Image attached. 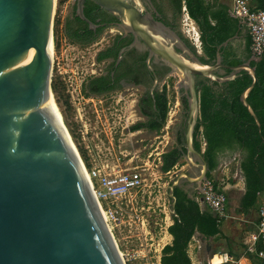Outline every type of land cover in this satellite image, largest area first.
<instances>
[{
	"label": "water",
	"instance_id": "obj_1",
	"mask_svg": "<svg viewBox=\"0 0 264 264\" xmlns=\"http://www.w3.org/2000/svg\"><path fill=\"white\" fill-rule=\"evenodd\" d=\"M85 1H74V15L92 28L83 13ZM90 1L133 36L129 48L137 40L144 44L149 69L156 57L180 75L179 86L189 88L188 144L199 113L195 75L222 83L247 71L252 81L240 100L260 127L246 101L256 81L251 59L218 75V67L225 66L219 53L214 64L202 62L199 51L153 18L141 0ZM52 2L0 0V264H123L51 98Z\"/></svg>",
	"mask_w": 264,
	"mask_h": 264
},
{
	"label": "rangeland",
	"instance_id": "obj_2",
	"mask_svg": "<svg viewBox=\"0 0 264 264\" xmlns=\"http://www.w3.org/2000/svg\"><path fill=\"white\" fill-rule=\"evenodd\" d=\"M74 1L53 0L52 2L53 47L49 76L55 85V92L51 90L52 99L78 155L88 168L103 164H108V167L122 168L125 166L124 163L132 157V164L141 163L148 153H151L149 162L157 163L158 157L171 148V138L175 123H177L174 118L178 117V108L180 107L175 92L180 81V75L170 72L156 84L159 90L162 89L165 92L167 99V112L163 126L156 132L142 129L130 130L131 125L143 120L136 109L137 98L143 92L141 88L125 86L116 92L94 96L87 94L83 87L85 81L90 77L102 72L103 63L96 62L95 55L110 44L112 36L117 33V28L105 27L100 35L88 44L80 45L70 41L62 29L63 20L72 11ZM215 1L228 3L229 0ZM178 21L183 35L199 51L200 55H204L200 46L199 29L195 21L189 15L186 16L182 10ZM195 38H197L196 43ZM229 42L231 51L237 56L242 57L245 61L252 59L249 46L246 43L245 31L242 28L240 36ZM217 72L218 75L222 74L220 69ZM196 137L202 152L204 140L200 128L196 132ZM236 152L240 155L239 151H228L225 158L221 160L217 156L215 168L208 172L197 153L189 151L178 158V162L169 170V173L166 175L158 174L159 186L157 189L159 191L155 193V198L152 201L154 205L155 201L159 205L156 208V215H159L157 218L161 228L159 229L158 226L154 241L163 237L160 240V244L163 246L171 241L163 229L165 225L168 226L172 223L168 205V202L171 204L169 199L170 186L177 185L186 197L194 198V193L203 178L214 180L219 187H223L226 183L231 184V180L235 176L233 154ZM135 154L138 157L134 156ZM234 157L237 158L235 155ZM164 189H166L168 197L164 196ZM225 190L227 192L226 208L228 212L227 216L222 218L219 227L226 225L227 232L233 230L239 234L237 245L238 251L242 252L240 246L243 245L242 242L247 237L246 232L249 230L257 231L256 225L259 222L260 211L264 206V194L258 198L254 207L246 212H241L239 211L241 196L237 190L231 187L225 188ZM204 208L206 207L204 206ZM133 231L137 230L132 228L131 232H127V228H123V230L116 231L119 247H124L123 243L130 240H124L121 237L132 234ZM218 238L219 236L211 237V239L206 237L199 247L196 239H190L187 254L190 256L191 264H207V256L223 248L217 242L211 244V241L215 242ZM205 243L214 247V249H210L208 255H206ZM198 249L200 258L196 254ZM144 251L147 261L150 262L148 264H156L154 256L158 252L154 251L153 248ZM219 259L215 255L213 263H218Z\"/></svg>",
	"mask_w": 264,
	"mask_h": 264
},
{
	"label": "trees",
	"instance_id": "obj_3",
	"mask_svg": "<svg viewBox=\"0 0 264 264\" xmlns=\"http://www.w3.org/2000/svg\"><path fill=\"white\" fill-rule=\"evenodd\" d=\"M176 9L181 11V0H173ZM186 10L199 29L200 46L204 55L200 60L208 63L215 58L216 48L224 61L231 65L241 63L242 57L231 51L230 42L223 44L228 39L241 34V25L237 19L227 13V5L223 2L218 4H204L203 0H185ZM75 5L72 11L63 20V33L72 42L82 36L78 34L79 29L84 34H90L88 24L74 15ZM83 13L87 19L94 22V13L102 20L108 16L104 9L90 0L84 3ZM101 33L81 41L78 44H88L94 41ZM246 43L249 46L247 34ZM129 41L125 42V44ZM124 42L117 40L104 49L99 50L95 59L100 61L104 58L113 57L107 75L95 76L85 81L83 87L87 94L96 92L101 94L114 88L110 83L111 69L117 73L118 68L125 62L121 60L116 67L117 52ZM147 53L141 55V59ZM146 60V59H145ZM143 65V64H142ZM250 65L255 69L256 81L246 96V101L253 109L260 127L247 111L240 100V94L252 81V77L245 70H241L237 76L227 82L211 83L200 82L199 87V113L195 126L197 132L200 128L205 147L202 152L207 162V171H211L217 164L218 153L223 151H239V169L244 179V193L240 199L239 211L246 212L254 207L259 194L264 192V57L259 60H250ZM168 69V68H167ZM166 69L164 68V71ZM123 74H116L115 81ZM130 80H133L131 78ZM51 90L55 92V85L49 76ZM222 85L221 88L213 87ZM149 84H147L148 86ZM140 112L147 116L146 120L138 121L131 125L130 130L146 129L158 131L164 123L167 112V99L163 91L154 88L152 92L146 89L141 96ZM199 150V144L196 145ZM200 151V150H199ZM175 151L162 154L163 171L170 170L177 158ZM174 196L173 210L176 216L168 226L167 231L171 235V242L165 244L161 249V264H191L187 254V247L191 237L198 232L204 237L214 236L219 231L222 219L218 220L207 211H201L197 202L186 197L176 185L173 187ZM260 220V217L258 221Z\"/></svg>",
	"mask_w": 264,
	"mask_h": 264
},
{
	"label": "built area",
	"instance_id": "obj_4",
	"mask_svg": "<svg viewBox=\"0 0 264 264\" xmlns=\"http://www.w3.org/2000/svg\"><path fill=\"white\" fill-rule=\"evenodd\" d=\"M212 0H203L204 4ZM181 10L187 16L185 0H181ZM229 15L238 20L242 29L249 38V50L253 57H264V0H229ZM138 157L136 154L134 155ZM151 153L141 163L132 164L129 159L120 167H108V164L87 167L83 162V168L90 186L92 195L98 205L102 218L118 249L123 264H148L144 250L151 248L158 252L155 255V263H160L159 253L163 244L154 241L157 229L161 228L156 215L157 201L152 200L159 191V173L167 174L169 170L161 169L162 162L158 157L157 163L149 162ZM170 186V191H171ZM168 197L166 189L163 190ZM167 195V196H166ZM169 199L171 196L169 194ZM194 200L214 215L218 220L227 216V193L224 187H219L214 180L203 178L196 189ZM169 205L170 218L176 216L171 204ZM163 213L165 211H162ZM172 216V217H171ZM165 218V217H164ZM163 218V219H164ZM162 220V219H161ZM165 222V219H164ZM169 226V225H168ZM167 225L164 233L168 234ZM257 231H251L245 242V252L253 256L256 264H264V209L260 211V220L256 225ZM127 228L132 234L121 238L130 239L119 247L116 231ZM165 237V235H164ZM161 255V254H160ZM210 264H213L212 262ZM221 264V263H219Z\"/></svg>",
	"mask_w": 264,
	"mask_h": 264
},
{
	"label": "flooded vegetation",
	"instance_id": "obj_5",
	"mask_svg": "<svg viewBox=\"0 0 264 264\" xmlns=\"http://www.w3.org/2000/svg\"><path fill=\"white\" fill-rule=\"evenodd\" d=\"M141 2L143 6L146 8V10L152 14L153 18L161 21L165 26L170 28L180 38V40L185 44L186 47H188L191 50L193 49V45H191V43L182 33V30L180 28L179 21H178L180 12L176 9L173 0H141ZM105 13L108 16L105 20H102L101 17L97 15V13H94V22H93L94 27L91 28L88 25L90 34H84V30L82 28L79 29L78 34L82 36L77 40V42L79 43L83 40L85 41L86 39L91 38L93 35L98 33L99 29H101V32H102V30L105 27L112 26V27L117 28V33L112 36L111 42L108 46H111L115 42V40H117V43H120L121 41H123L124 46L120 47L119 50L121 48H124V51L122 52V56L119 62L121 60L123 61L125 60V62L118 68L117 73H115L111 69L109 84L114 85V88L109 90L108 92L101 93V94L116 92L125 86L141 88L143 92L137 98L136 109H137L138 115L142 117L143 120H146L147 116L143 115L140 112L141 96L146 89H150L152 87L155 79L158 82H160L163 79V77L167 76L168 73H170V69L166 67L156 57L151 58V61L149 62V64L151 65L152 69H149L147 67V63L145 60L147 57V54L145 58L141 59V55L144 53H147V50L144 44L140 40H137L135 45L129 48L128 45L132 43L134 40L133 36L130 33L125 34L124 31L118 28V26L116 25L117 19L107 11H105ZM127 41H129V43L125 44V42ZM218 49H219V46L216 48L215 58L211 59L208 63L214 64L216 62V54L219 53L220 58H221L220 63H222V65H225V66H220L218 67V69L222 70V74L220 75H225L230 72V69L227 68L226 66H231V64H228L224 61L223 57L221 56L222 54L219 52ZM117 56H116L113 67H116L118 65V63L116 64ZM95 61L103 63L102 72L96 76L107 75L109 68H110V63L113 61V57H109V58L107 57L100 61H97L95 59ZM244 61L245 59H242L241 63ZM164 68L166 69V72H163ZM217 70H216V73L218 74ZM116 74H123V76L119 78L117 81H115ZM92 77H95V76H92ZM131 78H133V80H130ZM201 81L207 82L210 80L202 76H199V75L194 76V89L197 92L198 105H199V91H200L199 85ZM211 82L212 81L208 83H211ZM147 84L149 85L147 86ZM216 86L218 88L222 87V85H219V84L214 85L213 87H216ZM154 88L158 89L157 85ZM159 91H163V90L161 89ZM175 92L177 93V98H176L178 99L177 103L180 106L178 108V117L174 118L175 122L177 123H175V129L173 132V136L171 138L172 140L171 148L162 153L164 154L170 151H175L177 153L178 156L172 167L176 165V163L178 162V158L184 153H188L189 151L192 153L196 151L201 153L200 145H199L200 151L196 148V145L199 144V141L196 137V132H195L197 118L193 125L189 144H188L187 135H186L187 127L189 123L192 122L193 120L190 114V106H189V101H188V96L190 95L189 88L177 85V90H175ZM101 94H96V92H92L90 95L96 96V95H101ZM142 130H146V129H142ZM151 131H154V130H151ZM204 147H205V142H204ZM204 147H203V150H204ZM162 154L160 155L161 162H162ZM201 161L202 163L206 164V167H207V162L204 157L201 159ZM172 190L173 188L171 189V191Z\"/></svg>",
	"mask_w": 264,
	"mask_h": 264
},
{
	"label": "crops",
	"instance_id": "obj_6",
	"mask_svg": "<svg viewBox=\"0 0 264 264\" xmlns=\"http://www.w3.org/2000/svg\"><path fill=\"white\" fill-rule=\"evenodd\" d=\"M253 1L256 2V0H253ZM219 2L220 1L217 2L215 0H212L208 4H212V3L218 4ZM228 3H229V1H228ZM228 3H225L227 5V9H228ZM227 13H228V11H227ZM228 15H229V13H228ZM245 34H246V32H245ZM251 57H253V56L251 55ZM259 59L260 58H255V60H259ZM231 152H233V151H231ZM227 153H228V151H223V152L218 153L219 160H221L222 158H225ZM237 153L238 152L233 154V159L235 160V176L232 178V180H231L232 183L231 184L226 183L223 187H224V189L225 188H229V187L235 188L237 190V192L239 193V195L242 196V194L244 193L245 187H244V179H243L242 173H241V171L239 169L240 155L237 154ZM234 155L237 156V158L234 157ZM171 193H172V191H170V194ZM262 194H264V192L258 195L257 200ZM190 199L194 200V198H190ZM171 201H172V206H173L174 199L172 197H171ZM197 204H198V206H199L201 211H207L198 202H197ZM263 205H264V202H263ZM262 209H264V206H263ZM207 212H209V211H207ZM225 228H226V225L223 226V227H219L218 233H216L214 236H209L210 239H211V237L215 238V237L219 236L217 241H215V242L211 241V244H214V243L216 244V242H217V244H219L220 246H223V248L220 249L218 252L211 253L209 256H207V260H206L207 264H210L211 262L213 263V257L215 255H217L220 259H219L218 263H213V264H219V263H221V264H256V261L253 258V256L251 254L245 252V242L249 238V233L251 231H255V230H249V231L246 232L247 233V237H245L244 241L242 242L243 245L240 246V249L242 248V252H240V251H238V245H237V241L239 240L238 239L239 234L236 233L233 230L227 232L228 229H225ZM168 237H169V239L170 238L172 239V237H171V235L169 233H168ZM192 238L196 239L198 247H199L201 245V243L204 242V238H206V237L200 235L198 232H195L194 235L191 237V239ZM189 243H190V241H189ZM189 243H188V245H189ZM206 245H208V247H209V251L206 250V255H208V253L210 252V249L211 248L214 249V247L212 245L210 247V245L208 243L207 244L205 243V247H206ZM196 254H197V257L200 258L199 249L197 250ZM189 258H190V256H189Z\"/></svg>",
	"mask_w": 264,
	"mask_h": 264
},
{
	"label": "bare ground",
	"instance_id": "obj_7",
	"mask_svg": "<svg viewBox=\"0 0 264 264\" xmlns=\"http://www.w3.org/2000/svg\"><path fill=\"white\" fill-rule=\"evenodd\" d=\"M195 35L197 36V34L195 33ZM197 42V38H195V43ZM198 47V46H197ZM52 52V51H51ZM51 96V95H50ZM51 98H52V96H51ZM52 101H53V99H52ZM53 103H54V101H53ZM56 104H54V106H55ZM55 108H56V106H55ZM56 111H57V113H58V116H59V118H60V121H61V123H62V125L64 126V124H63V121H62V118H61V115H60V113H59V111L56 109ZM65 128V127H64ZM70 142H71V144H72V147H73V149H74V151H75V153H76V156H77V158H78V161H79V163L81 164V166L83 167V161L81 160V158H80V156L78 155V153H77V151H76V149H75V146H74V144H73V142L71 141V139H70ZM83 171H84V168H83ZM85 173V172H84Z\"/></svg>",
	"mask_w": 264,
	"mask_h": 264
}]
</instances>
